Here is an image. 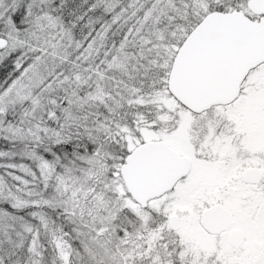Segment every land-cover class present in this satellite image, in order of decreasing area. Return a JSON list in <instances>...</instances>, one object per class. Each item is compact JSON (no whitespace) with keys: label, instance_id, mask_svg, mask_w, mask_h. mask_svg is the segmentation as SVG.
Masks as SVG:
<instances>
[{"label":"snow or ice","instance_id":"6c2138e0","mask_svg":"<svg viewBox=\"0 0 264 264\" xmlns=\"http://www.w3.org/2000/svg\"><path fill=\"white\" fill-rule=\"evenodd\" d=\"M0 264H264V0H0Z\"/></svg>","mask_w":264,"mask_h":264}]
</instances>
